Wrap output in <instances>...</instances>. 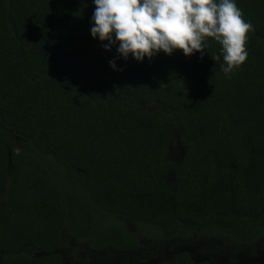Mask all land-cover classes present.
Listing matches in <instances>:
<instances>
[{
	"label": "trees",
	"instance_id": "1",
	"mask_svg": "<svg viewBox=\"0 0 264 264\" xmlns=\"http://www.w3.org/2000/svg\"><path fill=\"white\" fill-rule=\"evenodd\" d=\"M236 3L254 27L227 78L210 38L124 61L90 36L92 0H0V264H65L63 229L136 254L117 218L157 243L264 241V0Z\"/></svg>",
	"mask_w": 264,
	"mask_h": 264
},
{
	"label": "clouds",
	"instance_id": "2",
	"mask_svg": "<svg viewBox=\"0 0 264 264\" xmlns=\"http://www.w3.org/2000/svg\"><path fill=\"white\" fill-rule=\"evenodd\" d=\"M90 36L105 51L140 63L179 50L185 57L205 54L208 39L220 45L221 70L231 78L245 62L251 22L236 0H92ZM106 42V43H105ZM109 66L118 71L114 60Z\"/></svg>",
	"mask_w": 264,
	"mask_h": 264
},
{
	"label": "rangeland",
	"instance_id": "3",
	"mask_svg": "<svg viewBox=\"0 0 264 264\" xmlns=\"http://www.w3.org/2000/svg\"><path fill=\"white\" fill-rule=\"evenodd\" d=\"M13 148L28 151V148L19 139H14ZM173 158L179 160L183 156L182 148L176 146ZM129 232L136 233L140 242V251L136 254L117 253L108 248L101 252L93 251L89 245L77 242L63 229L64 243L60 251L65 264H164L172 262L180 252H188L195 263L208 262L210 264H264V241L253 249L235 247L230 242L215 235L203 236L196 232L191 241L173 243H157L146 237L133 224L116 219ZM27 254L41 256L33 250Z\"/></svg>",
	"mask_w": 264,
	"mask_h": 264
}]
</instances>
